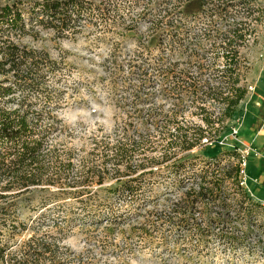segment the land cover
<instances>
[{
    "label": "trees",
    "instance_id": "16d2710c",
    "mask_svg": "<svg viewBox=\"0 0 264 264\" xmlns=\"http://www.w3.org/2000/svg\"><path fill=\"white\" fill-rule=\"evenodd\" d=\"M136 2L134 5H146L143 13L152 6V0ZM170 5H174L177 12L173 15L169 9L163 10L166 17L160 15L149 21L147 39L134 53L137 63L127 65L128 74L120 67L113 84L120 91L119 96L122 95L118 102L126 123L141 124L145 129L148 124L157 125L162 120L166 125L172 123L174 128L162 127V137L156 143L145 137L135 141L127 136L131 133L128 127L123 131L125 136L117 141L113 137L93 138L95 146L89 155L97 158L100 164L96 166L88 156L71 180L74 152L61 148L65 140L51 141L64 130L62 120L56 115L62 108L64 96L50 83L62 67L49 53L25 44L22 38L33 35L35 39L39 28L53 32L60 39H76L89 24L103 33L119 26L124 32H131L143 19L142 13L135 10L126 26L124 21L119 23L121 16H110L103 3L92 5L89 0H0V264H61L59 256L67 248L59 237L66 236L74 225L71 213H67L64 224L57 222L53 226L61 236L42 232L43 218L50 204L73 197L89 205L88 201L96 196L98 207L103 208L112 200V194L139 198L145 193L147 184L158 183L164 166L175 180L189 175L201 180L198 188L182 193L183 203L175 205L176 214H194L199 204L219 203L221 211L215 213V222L228 223L231 211L226 198L227 182L240 195L238 216L243 214L241 208L247 200L254 202L241 184L244 169L238 151L231 152L234 159L239 158L237 163L227 165L221 157L229 152L207 154L210 145L219 143L227 128L225 121L233 117L249 93L243 85L245 61L241 58V50L258 36L264 24V10L258 0H176ZM240 9L243 17H234ZM203 16L210 21L205 34L217 39L212 50L221 49L224 54L222 60L220 57L214 59L209 67L217 73L218 85L200 86L206 67L202 62L197 63L201 76L192 82L174 78L177 64L155 68L149 65L147 57L155 51L181 54L188 51L200 56L201 42H185L192 35L190 26ZM224 23L226 29L221 26ZM156 83L161 87L158 94L152 92ZM188 99L197 106L195 115L205 121L207 128L182 125L180 117ZM169 100L175 101V109L168 115L158 112L157 103ZM209 101L218 104L215 115L208 108ZM151 105L153 107H148ZM212 131L215 135L209 138ZM198 149L203 152L201 155L192 153ZM197 165H202L201 171L194 169ZM113 179L116 185L107 188L104 198H99L101 189L90 188L91 183L101 188L105 181ZM52 189L56 190L52 192ZM42 192H51V195H42L41 213L31 217V224L21 222L17 211ZM181 221L187 223L186 219ZM113 225L116 223L112 221L108 230ZM29 230L34 233L31 238L12 243L17 235Z\"/></svg>",
    "mask_w": 264,
    "mask_h": 264
},
{
    "label": "rangeland",
    "instance_id": "374dc122",
    "mask_svg": "<svg viewBox=\"0 0 264 264\" xmlns=\"http://www.w3.org/2000/svg\"><path fill=\"white\" fill-rule=\"evenodd\" d=\"M89 1L92 5L103 3L110 16H121L119 23L126 22V26L135 10L142 13L143 19L131 32H124L122 26H119L103 33L89 24L76 39H60L53 32L39 28L35 39L33 35L22 38L25 44L49 53L62 67L59 75L50 83L52 88L55 87L64 96L62 108L56 115L62 120L65 131L56 134L51 141L65 140L61 148L74 152L75 167L71 180L81 170L84 160L89 159L96 166L100 164L97 158L89 155L95 146L93 138L113 137L117 141L125 136L123 131L128 127L131 133L127 136L135 141L145 137V140L156 143L162 137V127L167 124L161 120L157 125L148 124L144 129L141 124L126 123L123 119L125 113L118 102L122 95L119 96L120 91L115 89L113 83L116 79L114 75L119 73L120 67L124 74H128L130 69L127 65L132 63L135 66L137 63L134 53L147 39L149 21L160 15L166 17L162 11L167 9L174 15L177 10L170 3L176 0H152V6L145 13L143 10L146 5H134L136 0ZM258 2L264 10V0ZM150 11L153 13L149 15ZM242 15L240 9L234 17L240 18ZM209 24L205 16L198 19L190 26L192 35L185 42H201L203 51L200 56H194L188 51L184 54L155 51L147 57L149 65L155 68L162 64L167 67L177 64L174 78H186L192 82L201 76L197 63L202 62L206 67L200 86L218 85V75L209 67L214 59H221L224 54L221 49L212 50L217 39L205 34ZM221 26L226 29V23ZM257 35L241 50V58L245 61L243 85L249 93L233 117L225 121V132L219 143L210 145L207 154L213 156L220 154V151L229 152L221 157L223 164L227 165L237 163L239 158L234 159L231 152L238 151L243 159L244 187L254 202L247 200L241 208L243 214L238 216L240 195L227 182L226 198L231 211L228 223L221 225L215 222V213L221 211L219 203H206L205 207L199 204L194 214H176L175 205L183 203L182 193L189 188H198L201 180L190 175L175 180L165 166L163 174L158 177V183L147 184L145 193L139 195V198L130 194H112V200L103 208L98 207L96 196L88 201L90 207L73 197L56 200L45 213L42 232L50 231L56 236L57 228H53L54 224H64L66 214L71 213L70 220L74 225L72 230L66 236L57 235L61 236L59 238L63 239L67 248L59 256L61 264H264V24ZM219 66L222 67V63ZM160 90V84L156 83L152 92L158 94ZM185 103L182 109L184 114L180 117L182 125L207 128L205 121L195 115L197 106L189 99ZM208 103V108L215 115L218 104L213 101ZM157 104L158 112H164L165 115L176 107L174 100ZM170 124L166 126L173 129L174 126ZM171 133L174 131L171 130ZM213 135L215 131L208 134L209 138ZM192 153L201 155L203 152L198 149ZM197 166L194 169L201 171L202 165ZM112 185H116V179L105 181L101 188L91 183L90 188L101 189L99 198H104V192ZM55 190L52 189V192ZM42 195L49 197L51 192L37 194L34 201L30 203L28 200L17 211L21 222L31 224V217L41 213L39 204ZM182 219H186L187 223L184 224ZM212 220L213 223L210 222ZM112 221L116 225L108 230L107 226ZM33 235L31 230L24 231L12 243H22Z\"/></svg>",
    "mask_w": 264,
    "mask_h": 264
},
{
    "label": "built area",
    "instance_id": "2783aa9c",
    "mask_svg": "<svg viewBox=\"0 0 264 264\" xmlns=\"http://www.w3.org/2000/svg\"><path fill=\"white\" fill-rule=\"evenodd\" d=\"M243 179H244V178H242V182H241V184H242V185L244 186V182H243Z\"/></svg>",
    "mask_w": 264,
    "mask_h": 264
}]
</instances>
